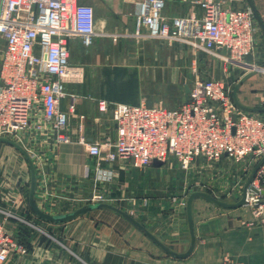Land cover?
<instances>
[{
  "label": "crops",
  "instance_id": "obj_1",
  "mask_svg": "<svg viewBox=\"0 0 264 264\" xmlns=\"http://www.w3.org/2000/svg\"><path fill=\"white\" fill-rule=\"evenodd\" d=\"M80 1L94 6V0ZM121 1H128L133 5V10L122 8L120 11L125 13L128 21H133L134 26L138 0H103L101 15L98 7L94 6L96 35L92 46L86 48L80 37L68 39L71 63L83 68L94 64L97 72L95 79L99 84L104 83L109 69L119 68L126 58L123 52H118L107 42L117 30L110 21L111 7L116 9L117 5L118 9ZM253 1L264 21V0ZM235 5L244 8L250 6V3L248 0H238ZM182 9L180 11L178 7L175 12L168 10L164 15H188L193 11L191 4H185ZM145 38L149 37L138 39ZM158 42L160 45L161 40ZM153 45L155 46H150L152 49H140L133 54L136 66L134 83L137 90L134 96L124 97L99 92L98 89L96 92L88 91L73 82H67V92L76 94L75 110H69L68 97L61 102V109L68 113L67 134L71 140L59 143L54 135L47 136L44 140L39 133L34 138L35 142H30L29 138L26 140L37 148L38 157L32 158L37 179L35 198L43 211L52 213V210H58L60 206L65 207L72 199L102 192L110 201L125 203L129 213L141 220L164 244L183 253L191 244L187 199L195 191H190L192 176L189 178L175 162L170 161L169 170L174 171L171 181L156 186L149 171L152 167H157L154 163L149 168L136 169L124 160L107 162L103 157L91 156L87 147L78 141L79 135L84 134L90 142L115 138L116 128L111 112H101L98 109L97 100L100 98L111 102L168 107L160 103L162 87H157V84L170 82L176 86L196 76L222 78L227 75L232 80L231 77L239 72L241 77L252 70L255 62L264 58V32L259 26L255 52L246 56L240 66L227 64L221 56L225 51L218 50L214 54L203 50L211 54V61L208 62L213 76L204 74L208 58L194 57L191 53L193 69L188 74L184 73L180 63L171 66L164 51L157 52ZM190 46L186 45L187 50H191ZM93 47L94 50L91 51ZM258 73L243 83L238 97L247 106L263 108V86H251L258 78ZM224 80L232 86L230 80ZM148 84V88L154 86L151 90H155L153 97L148 94ZM187 87L190 88L191 85L185 84L181 103L177 105L173 102L168 108H177L188 100ZM171 92L177 93L174 90ZM253 94L258 95L259 100L248 103L247 100L250 101ZM172 101H176L175 98ZM255 113L264 118V112ZM30 181L31 172L26 158L14 146L0 142V208L11 214L8 219L9 227L23 245V249L5 264H225L233 261L264 264V225L254 219L252 208L245 205L228 209L202 196L193 201L196 243L192 253L186 258L169 255L131 222L111 209L96 208L71 221L52 223L55 228L51 234L30 232L21 237L18 230L33 221L29 205ZM96 211H99L98 214H92Z\"/></svg>",
  "mask_w": 264,
  "mask_h": 264
},
{
  "label": "built area",
  "instance_id": "obj_2",
  "mask_svg": "<svg viewBox=\"0 0 264 264\" xmlns=\"http://www.w3.org/2000/svg\"><path fill=\"white\" fill-rule=\"evenodd\" d=\"M182 1L191 4L193 11L168 17L163 13L166 0H138L132 35L181 41L214 54L222 50V58L232 66L242 65L246 56L254 54L259 25L249 5L239 8L235 5L238 0ZM95 24L94 6L80 0H0V38L4 42L0 137L17 143L29 138L31 142L39 133L44 140L50 135L59 143L71 140L68 113L61 109V102L68 97L69 110H75L76 94H69L65 84L82 82L84 68L71 63L68 39L80 37L86 48L91 47ZM97 105L99 111L111 112L115 138L90 142L80 134L78 141L91 156L107 162L124 160L133 168L144 169L155 159L164 164L175 157L177 166L188 174L198 161L208 164L224 157L244 165L247 172L264 157V118L240 108L222 78H196L188 100L177 108L103 98ZM38 106L42 120L37 117ZM29 151L38 157L36 151ZM262 190L264 164L246 194L254 219L264 225ZM107 199L102 192L85 198L91 204ZM10 215L0 208V264L23 249L9 227Z\"/></svg>",
  "mask_w": 264,
  "mask_h": 264
},
{
  "label": "rangeland",
  "instance_id": "obj_3",
  "mask_svg": "<svg viewBox=\"0 0 264 264\" xmlns=\"http://www.w3.org/2000/svg\"><path fill=\"white\" fill-rule=\"evenodd\" d=\"M102 2L103 0H94L93 3L94 6L98 7V10H100L99 12L100 15L102 13V9H101ZM167 3L168 4L166 5V8L163 10V13H165V11L168 10L169 12L170 11L175 12L178 7L179 10L181 11V9L183 8V6H185V4L186 5L189 4L187 1H182V0H167ZM122 8L130 11L133 10V5L128 1H121V5L118 6V9H117V5H116V9H113V7H111L112 11L110 10V14H109L110 21L115 24L117 30L115 33H113V36H111L107 42H109V45H112L114 48H116L118 52H123L124 55H126L125 56L126 58H124L122 61V63L124 64L119 68L116 67L113 69H109V72H107L105 76L106 80L104 81L103 84H99L95 79L97 72L94 64H88L84 66L85 74L83 81L79 82V84L75 83V85H78L84 89L86 88V90L93 92H96L98 89L99 92L104 91L105 93L109 92L110 94H115L124 97L134 96L137 93L136 92L137 90L135 88V83H134V76H135L134 70L136 69V66L135 63H133L134 60L133 54H135L136 51H139L140 49L143 50L144 48L146 49L150 47L151 44H155V46L153 45L155 47L153 49L156 50L157 52L164 51L163 54L165 53L166 60L171 66H173L174 63H180L184 73L187 72L188 74L193 69L191 66V62L193 59L192 54L194 55V57L201 56L203 59L208 58L206 60L207 65L204 68L205 69L204 74L206 73L208 76L209 75L213 76L211 64L210 62H208L211 61V58L209 57L211 54L204 52L203 49L201 48H193L192 46H190L191 50H187L186 48L187 44L181 41L169 40V39H154V38H145L142 40L136 38L135 36L132 35L134 29L133 21L132 22L128 21V19L125 17V13L120 11ZM159 40H161L160 45L158 44ZM179 45H181V48H179ZM149 49L152 48L150 47ZM92 50H94V47L91 48V51ZM3 51H4V42L0 38V59L3 55ZM91 51H89V53H91ZM178 60H180V62H178ZM263 63H264V58L255 62L254 64L255 66L252 67V70L257 68L259 65ZM258 72L259 75L258 78L256 79L257 82L255 81L254 83H252L251 86L254 87L255 85L256 86L258 85V86H263L264 88V69H261ZM240 75L241 74L239 72L234 77H231L232 80L229 79L230 76L227 75L223 76L224 79H228L231 81L232 86H230V88L232 89V94L236 84L239 82V79L243 76L242 75L241 77H239ZM235 77L237 78L235 79ZM196 78L197 76L194 79L190 78L188 81L180 82L176 86H173L172 84H170V82L162 83V85L157 84V87H162V101H160V103L168 107L173 102L174 104L176 103L177 105L180 104L182 101V97L185 94L184 93L185 84L192 85L196 80ZM148 87L149 84L147 88ZM152 87L148 88V92H149L148 94L153 97L155 96V90L151 91L153 89ZM173 90L176 91L177 93L176 94L172 93L171 91ZM174 98L176 101H172L174 100ZM258 98H259L258 95L254 96L253 94L250 101L249 100L247 101L248 103L249 102L255 103V101L259 100ZM36 109L38 112L37 117L40 118V120H42V115H41L42 112L39 111L41 110L40 107L38 106ZM18 140H19L18 141L19 144L22 145L28 151L29 154H30L29 151L30 149L37 151V148L33 146V143H29L27 141L23 142L20 139ZM30 157L35 158V155H30ZM170 161H173L177 164L175 157H171V160H169V162ZM200 162L201 161H198L196 167L192 168L188 172L187 176L189 178L192 176L193 178L191 179L192 183L189 185L194 186V189L192 187V189L190 188V191L195 190V191L207 192L223 201H228V202H237L241 199L247 181L250 175L252 174L254 168L249 169L247 172H245L244 165H237L235 162H233L231 158H227V157H224L217 162H212L208 164H204V163L202 164ZM168 163H164L163 165L158 167H152L149 170L155 179L153 180L156 186L160 185L161 183L165 182L166 184L168 183V181H171L172 174L174 171L169 170ZM85 198L86 197H78L77 199H72L67 205L66 204L64 205L65 207L60 206L58 210H54V211L52 210V213L62 214L66 212H71L80 207L91 204L89 203V201L85 200ZM104 202L114 204L129 213V209H126L125 203L122 204L119 201L118 202L110 201L108 199ZM103 209H107V208H103ZM98 212L99 211H96V213H92V214H98ZM32 215H33V221L26 226L29 229H31V233L51 234L53 232L52 229H54L55 227L51 225L52 223H49L47 221L38 218L34 213H32ZM104 217L106 216L104 215Z\"/></svg>",
  "mask_w": 264,
  "mask_h": 264
},
{
  "label": "water",
  "instance_id": "obj_4",
  "mask_svg": "<svg viewBox=\"0 0 264 264\" xmlns=\"http://www.w3.org/2000/svg\"><path fill=\"white\" fill-rule=\"evenodd\" d=\"M250 3V7L252 8L255 18L257 20L258 25L260 26V28L263 30L264 32V21L254 3L253 0H248ZM261 69H264V63L259 65L257 68L246 72L240 79L239 82L236 84L234 91H233V99L235 101V103L242 109L246 110V111H250V112H264V107L263 108H258V107H251V106H247L245 104H243L239 97H238V90L240 88V86L252 75H254L256 72L260 71ZM186 93H187V97L190 94V88L187 87L186 89ZM0 142L2 143H7L10 144L12 146H14L17 150H19L21 152V154L26 158V160L28 161L29 167H30V172H31V181H30V191H29V205L31 207V210L33 211V213L40 219L47 221V222H51V223H64V222H68L71 221L75 218H77L78 216L84 215L87 212L96 209V208H107V209H111L113 211H116L117 213H119L120 215H122L125 219H127L129 222H131L135 227H137L139 230H141L142 232H144L154 243H156L160 248H162L166 253H168L171 256L177 257V258H186L188 257L194 247H195V243H196V235H195V231H194V221H193V201L196 197L202 196L207 198L208 200L218 204L219 206H222L224 208H228V209H232V208H238V207H242L245 205H248V201L246 198V194H247V190L249 188V186L251 185V182L253 181V179L256 176V173L258 171V169L264 164V157L255 165L252 174L250 175L247 184L245 186L243 195L241 197V199L237 202H228V201H223L207 192H203V191H193L187 199V218H188V223H189V227H190V232H191V244L189 249L186 252L183 253H179L176 252L174 250H172L171 248H169L166 244H164L155 234H153L148 228H146V226L144 224H142L138 219H136L134 216H132L130 213H128L127 211L123 210L122 208L111 204V203H106V202H100V203H95V204H89L83 207H80L74 211L71 212H66V213H62V214H52V213H48L43 211L35 198V192H36V188H37V179H36V169L34 166V162L32 160V158L30 157V154L28 153V151L19 143H17L16 141L6 138V137H0ZM155 166H161L163 165V162L160 160L155 159L153 161ZM253 190L257 191L258 190L254 187H252ZM262 194H264V190H262L261 192Z\"/></svg>",
  "mask_w": 264,
  "mask_h": 264
},
{
  "label": "trees",
  "instance_id": "obj_5",
  "mask_svg": "<svg viewBox=\"0 0 264 264\" xmlns=\"http://www.w3.org/2000/svg\"><path fill=\"white\" fill-rule=\"evenodd\" d=\"M30 232H31V230L26 226H22L20 228V230H18V234H20L21 237H22V235H26V234L29 235ZM20 236H19V239H21Z\"/></svg>",
  "mask_w": 264,
  "mask_h": 264
}]
</instances>
